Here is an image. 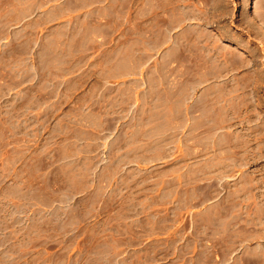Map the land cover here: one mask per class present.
Listing matches in <instances>:
<instances>
[{
  "label": "rangeland",
  "instance_id": "obj_1",
  "mask_svg": "<svg viewBox=\"0 0 264 264\" xmlns=\"http://www.w3.org/2000/svg\"><path fill=\"white\" fill-rule=\"evenodd\" d=\"M0 264H264V0H0Z\"/></svg>",
  "mask_w": 264,
  "mask_h": 264
}]
</instances>
